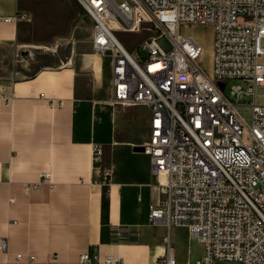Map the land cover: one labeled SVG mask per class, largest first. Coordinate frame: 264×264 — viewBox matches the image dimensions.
<instances>
[{"label": "built area", "instance_id": "2783aa9c", "mask_svg": "<svg viewBox=\"0 0 264 264\" xmlns=\"http://www.w3.org/2000/svg\"><path fill=\"white\" fill-rule=\"evenodd\" d=\"M76 1L92 20L94 49L110 63L109 101L150 109L142 149L162 195L150 221L186 227L203 242L196 264H264V103L256 102L264 87V0ZM28 18L20 11L3 20ZM185 24L212 26L211 74L200 65L201 43L180 32ZM143 28L151 33L129 50L118 33ZM246 96H253L251 123L239 111ZM93 155H101L97 145ZM0 248L7 251L3 238ZM99 262L95 253L79 255L80 264ZM151 264L178 263L168 250Z\"/></svg>", "mask_w": 264, "mask_h": 264}, {"label": "crops", "instance_id": "0c3cea01", "mask_svg": "<svg viewBox=\"0 0 264 264\" xmlns=\"http://www.w3.org/2000/svg\"><path fill=\"white\" fill-rule=\"evenodd\" d=\"M20 11L24 0H0V264H31L29 256L33 264H80L82 252L97 254V264L106 256L151 264L168 250L178 264H196L205 250L186 227L149 218L162 196L142 149L150 109L109 101L105 57L93 83L69 64L14 68L29 50L18 40L22 21L3 18Z\"/></svg>", "mask_w": 264, "mask_h": 264}, {"label": "rangeland", "instance_id": "374dc122", "mask_svg": "<svg viewBox=\"0 0 264 264\" xmlns=\"http://www.w3.org/2000/svg\"><path fill=\"white\" fill-rule=\"evenodd\" d=\"M24 5L29 18L21 22L18 40L23 50H29V54L24 55V60L17 55V60L13 62L14 68L19 67L29 74L37 68H57L69 64L84 75L87 83L100 81V73L95 68L94 61L104 57L92 45V20L77 1L24 0ZM180 32L192 35L201 43L204 52L200 58V65L206 73L211 74L212 26L185 24L180 27ZM150 33L149 29L143 28L138 33H118V35L129 50H134V47ZM261 45L264 46V39L261 40ZM163 47L169 48L167 43H164ZM27 60L29 63L25 65ZM259 62L264 64V54L259 58ZM103 74L105 77L110 75L108 59L105 61ZM14 77L20 78L22 74L16 73ZM230 85L231 82L227 84V89ZM256 93V102L264 103V87H258ZM252 100L253 96H246L244 98L246 106L239 109L247 123H251V107L248 104ZM193 245L198 251L205 250L204 243L196 238ZM229 264H237V262L231 261Z\"/></svg>", "mask_w": 264, "mask_h": 264}, {"label": "bare ground", "instance_id": "6f19581e", "mask_svg": "<svg viewBox=\"0 0 264 264\" xmlns=\"http://www.w3.org/2000/svg\"><path fill=\"white\" fill-rule=\"evenodd\" d=\"M186 27H187V26H186ZM194 38H195V37H194ZM97 63H98V58L94 61V66H96ZM165 176H166V172H165V171H162V173H161V177H162V179H165Z\"/></svg>", "mask_w": 264, "mask_h": 264}]
</instances>
